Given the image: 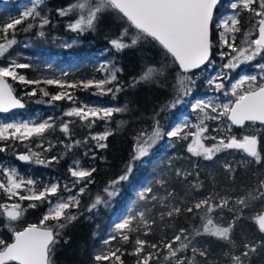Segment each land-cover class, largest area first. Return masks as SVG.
Wrapping results in <instances>:
<instances>
[{"label": "snow or ice", "instance_id": "6c2138e0", "mask_svg": "<svg viewBox=\"0 0 264 264\" xmlns=\"http://www.w3.org/2000/svg\"><path fill=\"white\" fill-rule=\"evenodd\" d=\"M220 0H76L66 8L58 10L61 17L68 16L71 13H78V18L68 25L70 31L83 33L85 31L95 30L97 22L105 13H113L117 18L126 22L128 27L120 33L115 39H111L109 44L116 51H123L127 48L136 47L141 42H155L163 51L166 57H170L174 65H178L177 73V95L173 100L162 108H175L176 105L183 102V97L191 94V87L195 81L188 73L193 69H200L202 65L211 64V49L213 44L210 40V26L213 23V10ZM43 0H32L31 7H26L19 16L10 17L5 23H0V58L4 57L10 49L16 45L15 33L17 26L27 20L39 21L38 27L43 28L50 23L46 15H42L41 6ZM233 14L222 19L217 28H222L220 33V47L228 48L230 51H221L219 53L221 60L227 58V63L222 65L221 72L211 79L208 83L215 91L220 92L224 86L216 81L222 80L227 73L224 69L235 70L240 64L255 60L257 57L264 58V0H236V3L230 5ZM247 11L254 19L252 29L258 32L256 38H252L254 32L249 30L243 32L240 44H236L237 33H241L239 15L240 12ZM34 27L33 23H28L22 30L27 32ZM135 30L134 32L131 30ZM11 33V36H9ZM43 36L41 31L38 33ZM229 34L231 36L229 37ZM67 47V45H66ZM234 54V55H233ZM31 65L19 63L16 59H11L6 66H0V112H8L11 109L23 108L24 104L13 94V88L8 83V78L17 81L26 86H34L27 92L28 96H35L37 91L43 97H48V101L38 100L37 103H54L61 100H68L74 103V96L67 89L89 88L96 89L93 94L106 95L122 91V87H107L116 81V72L119 69L109 67L108 63L100 65L98 71L107 72L108 75L102 80H87L77 83H66L56 78L27 79L18 72V69H27ZM261 75L259 82L257 76L242 77L236 84L232 85L231 95L235 97L234 101L228 103H217L215 98L208 97L206 100H199L193 105V112H198V123L193 125L195 132H185L189 127L187 121L178 124L171 131L164 132L157 122L151 134L141 132L137 137L135 155L128 164L127 170L116 180L111 181L105 189L108 200H103L97 196L94 202L88 207L87 211H93L98 205L108 203L119 195L120 189L117 187L121 182L127 181L133 171L134 162L141 160L150 154L151 148L164 135H167L171 141L187 140L192 137L191 143L187 145V151L192 156L202 157L206 161H212L217 153L229 149L241 150L247 160L241 161V166L252 164L264 165V155L260 150V139L256 134L245 132L239 138L232 134V126L239 129H245L249 126L254 128L259 124L264 126V64L258 65ZM158 73L154 68H147L139 78L133 82H150ZM245 83L249 88L242 92L237 91ZM41 85H54L60 89L56 94H52ZM228 93L225 92V95ZM127 111V106L123 108L112 107H89L80 105L72 107L64 112V116L78 118L88 127H92L96 120L102 119L107 124L114 113ZM215 113L216 115H210ZM226 117L231 122L223 131L226 136H209L207 120H219ZM69 123L64 122L60 130L66 135H71ZM54 128L52 118L36 123L32 120L27 122H14L0 124V142L6 146L0 147V152L7 151L8 141H19L24 143L30 141L33 137L42 138L44 133ZM256 133L261 132V128H254ZM113 134L111 129H106L102 134L93 135L92 140L96 141V148L104 149L107 147L106 141ZM214 140L212 146H207L204 141ZM87 141H76L75 144H65V148L71 151L73 147L79 146ZM37 148H42L47 153L55 147L49 143L44 147L42 143H36ZM61 157L53 156L51 160L42 156V153L34 151L31 147L24 154H17L16 159L25 163H35L48 166L53 162H59ZM225 171L231 176L235 168L231 164L224 165ZM95 169L87 170L80 167L79 161L74 162V166L69 168L73 181V186L84 183L75 195L64 198L59 195L60 187L56 183L44 184L38 187V182L31 178L20 176L15 166H7L0 162V173L4 180H0V190L7 194L11 200L30 201L27 208H37L42 204H47V210L43 214L40 225H29L22 231H13V242L7 243L0 239V264H51V254L61 231L68 224L78 218L77 214L71 209L79 208V197L84 194L88 179ZM177 178L187 179L191 173L177 169L175 172ZM255 186L247 189L243 195L231 200L227 197H221L219 193H212L199 200L193 199L190 207L184 206V201L176 204L174 193L167 191L165 198H159L157 195L149 194L153 192L151 186L143 188L138 193V201L144 202L141 209H129L120 222L115 223L113 228L114 235L104 240V245H110L118 240L121 244L134 243V247L129 255L136 257L135 264H217V261L210 259L209 250L198 246L200 242L197 237L207 236L222 241L231 248L224 252L228 264H250L251 257L257 253L259 245L255 241L245 240L241 245L239 252L235 251L237 245L233 241V233L237 222L243 217L244 210L249 208L254 201L264 203V172H258ZM6 181V182H5ZM161 187H164L166 181L157 179L155 181ZM201 184L191 185L192 189H199ZM64 190L71 192L72 189L67 184ZM26 193V194H25ZM55 197L53 200L52 198ZM172 198L165 204L164 200ZM151 201H157L166 211L160 212L159 220L163 222L161 227L170 226L171 219L182 213H190L193 216H199L201 221L199 226H192L188 229H180L171 239H161L160 242H149L140 238V235L148 236L151 234L153 225L156 224L155 216L150 215L152 209L148 206ZM4 209V214L9 221L17 220L27 208L22 207L20 202H13L8 205H0ZM224 210L231 213V217L226 223L219 221V214ZM217 214V219H214ZM257 225L258 231L264 234V212L251 217ZM52 221L51 225L47 222ZM140 234V235H137ZM264 244V240L261 241ZM150 249V250H148ZM161 249L165 254L162 255ZM191 252L192 255H178ZM124 250L121 247L99 251L94 257L96 264L101 262H110V264H124L121 257ZM162 256V260L160 259ZM197 257L200 259L198 260Z\"/></svg>", "mask_w": 264, "mask_h": 264}, {"label": "trees", "instance_id": "16d2710c", "mask_svg": "<svg viewBox=\"0 0 264 264\" xmlns=\"http://www.w3.org/2000/svg\"><path fill=\"white\" fill-rule=\"evenodd\" d=\"M236 0H220L219 5L214 11L215 16L219 14L224 5H227ZM76 0H45L41 6L42 15H46L50 20L48 25L42 29L37 25L39 21L27 20L23 24L17 26L15 33L16 45L9 51L10 55L20 53L26 58L21 59L22 63L31 65L30 68L22 69L21 72L25 74L27 79L40 78H54L57 71L65 73L70 81L75 82L87 73L85 67L86 56L89 52L106 51L115 61L119 71H117V79L110 84L109 87H122V91L116 92L115 96L108 93L102 97L103 101L108 102L113 108H123L127 106V111L114 113L112 118L106 124L104 120L96 121L92 127H88L87 123L82 124L79 121H71L69 129L71 135H66L60 130V126L64 123V119L54 120V128L46 131L42 138L33 137L30 141L24 143H16L8 141L7 151L0 152V162L11 160L13 161L19 172L29 173L35 178L44 179L45 176L54 175L59 180H69L71 175L68 172L69 163L71 160L80 158L84 165L88 164V168L95 169L92 172L91 183H87L85 192L80 196L79 208L71 209L76 213L78 218L67 225L58 237V242L55 244L51 254V264H96L93 257L101 250L109 248L121 247L124 250V255L121 257L124 264H135L136 257L129 255L134 247L133 242L124 245L113 241L110 245H104L103 241L114 235L113 230L109 228L110 216L104 212L96 213L95 211H87L88 207L93 203L97 196L103 197L105 189L111 181L116 180L119 176L124 174L127 170L128 164L132 161L135 155L137 144V137L141 132L151 134L157 122L159 127L166 133L168 125L171 120L175 119L177 115L185 113L189 110V105L192 99L200 94L208 91L204 85V77L198 76V72L188 73L195 81L194 85H189L192 89L191 94L183 97V102L176 105L175 108H165L173 98L177 95V73L179 68L174 65L170 57H166L164 51L155 44V42L147 43L141 42L136 47L127 48L123 51H116L109 44L111 39H115L120 35L124 28L128 27L126 22L117 18L113 13H105L97 22L95 30L85 31L80 34V40L83 42L78 49L83 54L81 57L70 61L65 57L59 58L56 51L53 50L51 44L53 37H67L73 38L75 33L70 31L68 25L78 18V13L74 12L68 16L61 17L58 15V10L66 8ZM254 19L247 11L240 12L239 20L241 33H237L236 44H240L243 32L253 31L252 38H256V32L252 29ZM7 22L3 19V12H0V23ZM33 23L34 27L30 31H23L22 29L28 24ZM43 32L40 36L38 33ZM131 31H135L134 29ZM11 36V33H9ZM210 40L213 44L211 49V59L215 58L216 46L218 45L217 34L211 29ZM29 41L32 50L19 49V44ZM89 46V50L85 48ZM224 51H227L226 48ZM229 52V51H228ZM234 55V54H233ZM221 60L225 64L227 61ZM264 64V58L257 57L252 62L246 63L247 66L252 64ZM154 68L158 73L150 82H141L133 86L135 80H139L142 73L147 68ZM232 72L229 77L235 76ZM79 78H78V77ZM81 77V78H83ZM13 88V92L17 97L21 93L19 85L13 81L8 80ZM224 90L226 89V82L223 83ZM40 87H43L42 85ZM46 90L52 94H56L55 88L48 85ZM32 89L31 86L25 88V93ZM221 93V91L219 92ZM85 93H77L78 96L85 97ZM87 94V93H86ZM25 105L24 112L33 114L38 111H45L47 109H58L56 115L61 114L65 109L62 102L54 103H37L38 100L48 101V97H43L37 91L35 96L25 95L20 98ZM32 105H34L32 107ZM46 116L49 112L45 113ZM252 127V126H249ZM254 127L261 128L263 132L259 133L260 150L264 155V126L255 125ZM111 129L113 134L104 142L107 147L98 149L92 144H83L73 147L71 151L65 148V144H75L76 141L87 139L88 135L93 132H101L102 130ZM234 134L239 138L243 133L242 129H233ZM167 141L164 135L151 148L150 154L143 157L141 160L134 162L133 171L127 181L121 182L120 186L125 190L124 199L116 206L115 220L125 217L129 213V209L134 206L141 209L144 202L138 201V193L143 188L151 186L153 192L149 194L157 195L159 198H165L167 191H172L175 196L173 201L180 204L184 201L185 207H190L193 199L199 200L212 193H219L221 197H227L234 200L241 196L244 192L255 186L257 180V173L264 172V165L252 164L241 166V161L247 160L245 154H239L236 150L221 151L216 154L212 161H206L202 157L192 156L187 151L185 142L174 143V146L163 152L160 147ZM40 142L44 147H48L49 143L55 145L51 151L44 153L42 148H36V143ZM6 146L5 143H0V147ZM84 147L85 155H81L80 148ZM31 147L34 151L42 153V156L51 160L53 156L61 157L59 162H53L48 166L39 165L35 163H23L16 160L17 154H24L28 152ZM91 151H88V150ZM231 164L235 168V172L231 176L225 171L224 165ZM177 169L191 173L187 179L177 178L175 172ZM164 179L166 181L164 187H161L155 181L157 179ZM201 184L199 189H192L191 185ZM84 186V183H81ZM172 198L164 200L165 204L169 203ZM7 202H20L22 207L27 208L30 202L17 201L16 199L9 200L8 197L0 190V205ZM152 212L150 215L155 216L156 224L153 225L151 234L140 238L148 240L149 242H160L161 239H171L180 229H188L192 226H199L201 221L199 216H193L190 213H182L171 219L170 226L163 224L159 220V213L166 211L157 201H151L148 205ZM48 205L42 204L37 208H27L23 212L19 223L15 226L8 224V219L3 213V208H0V239L11 243L13 240V231L24 229L27 225H39L43 214L47 210ZM263 203L260 201L252 202L249 208L244 210L243 217L237 222L233 233V241L237 245L235 251L242 250L240 245L245 240L255 241L259 247L257 253L251 257L250 264H264V234L258 231L256 224L251 217L262 212ZM99 216H98V215ZM231 213L224 210L219 214V221L224 223L231 217ZM214 219H217V214H214ZM53 222H47L51 225ZM9 225L11 229H9ZM200 242L198 246L205 247L209 250L210 259L217 261V264H228L224 252L230 250L231 246L222 241H217L215 238L201 236L197 237ZM150 250V249H148ZM162 255L165 254L161 249ZM191 256L189 251L184 254ZM162 260V256L160 258ZM199 260L200 258L197 257ZM101 264H110V262H101ZM155 264V262H153Z\"/></svg>", "mask_w": 264, "mask_h": 264}, {"label": "rangeland", "instance_id": "374dc122", "mask_svg": "<svg viewBox=\"0 0 264 264\" xmlns=\"http://www.w3.org/2000/svg\"><path fill=\"white\" fill-rule=\"evenodd\" d=\"M44 2H45V0H43V3ZM232 3H236V1L231 2L227 5H224L223 9H221L219 14H217L216 16H215V14H213V23L210 26V35H211V29H213L217 34L218 45L216 46L217 51H215L216 53L214 56L215 58H217V61L214 58H212L211 59L212 63L207 64L203 69L199 70V73H198V76L204 77V85L208 88V91H206V92L200 94L199 96H196L194 99H192L190 102V105H189V110L185 113L177 115V117L175 119L171 120L169 125H168V129L166 132L171 131L172 128H174L178 124H182L185 121H187L189 124V127L185 129V132H195L196 129H195V127H193V125L198 123V116L200 114L198 112H193L192 108H193V105L197 101L206 100L208 97H213V98H215V101L217 103H228L229 101H234V99H235V97L231 95L232 85L236 84L242 77L255 75V76H257V82H259V76L261 75V73L259 71L258 65H260V64L257 63V64H252L251 66H247L246 63H242L235 70L224 69V71L227 73V75L222 80L216 81L217 83H222V84L226 82V89L225 90L223 89L221 91V93L215 91V89L212 86H210L208 83L209 79L215 77L217 75V73L221 72V69H222L223 63L220 62L221 58H220L219 53L221 51H224L223 48L220 47V43H221L220 42V33L223 32V29L217 28V24H219L222 19L233 14V10L230 7V5ZM31 5H32V0H0V12H3V19L8 21L10 17L19 16L20 13L23 10H25L26 7H31ZM74 33H75V36L73 38H67V37H63V36L62 37L56 36V37L52 38V42H51V44L53 45L52 48L54 51H56V54L59 58L65 57V59H69L70 61H73V60L77 59V57L83 56V54L80 53L81 51L78 49L83 44V42L80 40V34L81 33L80 34H78V32H74ZM230 36H231V34H229V37ZM66 45H67V47H66ZM18 47H19V49H22V50L23 49L24 50L25 49H27V50L33 49L31 46V43L29 41L22 42L21 44H19ZM85 50L86 51L89 50V46H87L85 48ZM226 50L227 51H225V52L230 51L228 48H226ZM23 58H26V57L21 55L20 53L10 55V53L8 52L4 57L0 58V66H6L10 62L11 59H16L17 62L22 63L21 59H23ZM86 61H87V63H85V67L87 68V73L84 75H89V76H85V77L81 76L83 78H81V77L79 78L77 76L79 78L78 81L72 82L68 78H66L67 75L65 73H61V72L57 71L54 78L61 79V80L65 81L66 83H77V82L87 81V80H102L108 75V73L104 72V71H98L101 64L108 63L110 68L118 69V66H116V64L114 62L115 60L111 56H109L106 51L89 52L88 55L86 56ZM225 61H227V59ZM250 62H252V61H250ZM247 63H249V62H247ZM21 70L22 69H18V72L25 76V74L22 73ZM196 72H198V71H196ZM232 72L233 73L235 72L236 75L233 77H229V75H231ZM115 74L117 76V72ZM8 80L13 81V80H11V78H8ZM13 82H15L19 85V87L21 89V93L19 95V98H23L26 95V93L24 91H25V88L27 86L20 84L17 81H13ZM42 86L45 87L48 85H42ZM50 86L55 88L54 91H56V92L60 91V89L57 88L56 86H54V85H50ZM31 87H34V86H31ZM107 87H109V85ZM248 88H249V84L245 83L244 85L241 86V88L237 89V91L242 92L244 90H247ZM67 91L71 92L73 94L74 103L70 102L68 100L59 101V102H62V105L65 107V109L59 115H56V112H58V109H54V110L47 109L45 111H38L37 110L33 114L25 113L23 110L22 112L7 115V116L0 115V124H8V123H14V122H27L30 120H32L36 123H39V122L49 120V118H52V122L54 120H61V119H64V122H68V121H72V122L74 121L75 122V121H79V119L75 118V117L70 118V117L64 116V112L69 110L72 107H78L80 105H87L89 107H112L108 102L103 101L102 97L104 95H99V94L94 95L93 94L94 92H96V89H94V88H89L88 90H83L82 88L67 89ZM78 92L79 93H85L84 94L85 97H82L81 95L78 96L77 95ZM225 92H227L228 94L225 95ZM33 106L34 105H32V107ZM46 112H49V114L47 116L45 114ZM210 115H216V114L210 113ZM99 120H101V119H99ZM99 120H96V121H99ZM96 121H95V123H96ZM85 123H87V122H85ZM205 123L207 124L208 129H209L208 132L206 133V135H209V136H226L227 133L225 131H223V129H225L227 126L230 125V123L228 122L226 117H222L219 120H207V121H205ZM254 128H258V127H254ZM254 128L253 127H247L245 129H243V133L240 134V136H242L245 132H248L249 134H256L259 136V133H256ZM233 129L234 128H232V134H234ZM103 132H105V130H102L101 132H93L87 136L88 137L87 139H83L82 142L87 141L88 144H92L94 147H96L95 145L97 142L92 140L91 137L93 135L102 134ZM261 132H263L262 129H261ZM166 137H167V135H166ZM191 141H192L191 136H189V138L187 140H180V141H176L175 139L170 141L167 137V141L165 142V144L163 146L160 147V149L163 152H166L168 149H170L174 146L175 142L176 143L185 142L186 145H188L189 143H191ZM104 142L105 141H103V143ZM0 143H3V142H0ZM16 143H21V142L16 141ZM204 143L210 147L215 143V141L214 140H206V141H204ZM83 144H86V143H83ZM263 147H264V145H263ZM80 150H81L80 154L85 155V150H84L83 146H81ZM235 150L237 153H239L241 155L244 154L243 152H241L238 149H235ZM88 151H91V150L89 149ZM226 151H228V150H226ZM75 161H79L81 168L90 170L88 168V164L85 166L83 163V160L80 158L71 160L69 163V168L74 166ZM18 162H20V161H18ZM3 163L7 166H15L17 168L16 164L11 160L3 161ZM69 168H68V172H69ZM18 173L20 176H23L25 178H31V179L36 180L38 182V187L42 186L44 184H50V183L58 184L60 187L59 195L63 196L64 198H67L68 196L77 194L79 192V189L81 187H83V186H81V184H76L75 186H73V181L76 178H74L72 176H71V179H69V180H59L58 177H56L54 175L45 176L44 179H41V178H35L34 176H32L29 173V171L27 173H21L18 170ZM69 174H70V172H69ZM4 179L5 178L3 177V174L0 173V180H4ZM65 184H67L68 187L72 189L71 192L64 190ZM117 187L120 189L119 195H117L114 199H112L108 203L107 206L105 204H100L93 210L96 213L104 212L111 217L110 221H109V224H110L109 228L111 230H113L115 223L120 222L124 218V217H121L119 220H115V217L117 214L115 212L116 211L115 208L125 197V190L122 189L120 184L117 185ZM5 196L8 197L7 194H5ZM101 198L103 200H108L106 192H104V195ZM13 199H16V198H13ZM52 199L54 200L55 197H53ZM79 199H80V197H79ZM25 202H30V201L25 200ZM11 203L12 202H7L4 205H8ZM3 213H4V209H3ZM20 217L15 221H9L8 220V224L10 223V225L15 226L16 223H19L18 220L20 219ZM6 218H7V216H6ZM28 226L29 225H27L26 227H28ZM22 229H19L18 231H20Z\"/></svg>", "mask_w": 264, "mask_h": 264}, {"label": "water", "instance_id": "95a60500", "mask_svg": "<svg viewBox=\"0 0 264 264\" xmlns=\"http://www.w3.org/2000/svg\"><path fill=\"white\" fill-rule=\"evenodd\" d=\"M219 4V3H218ZM218 6V5H217ZM216 6V7H217ZM216 9V8H215ZM214 9V10H215ZM214 10H213V14H214ZM258 35V32H256V36ZM210 59H211V56H210ZM207 64H205V65H202L201 66V68L200 69H193V70H191V72L190 73H192V72H196V71H199V70H201V69H203L205 66H206ZM178 66V65H177ZM9 83V82H8ZM13 94H14V96H16L15 95V93L13 92ZM16 98H18V99H20L19 97H17L16 96ZM21 100V99H20ZM21 102L24 104V102L21 100ZM24 108H25V105H24V107L23 108H15V109H11V110H9L8 112H0V115H2V116H7V115H11V114H15V113H19V112H22L23 110H24ZM230 124H231V122L230 121H228ZM259 125V124H258ZM232 128H234V129H237V130H239V128H237L236 126H232ZM230 150H235V149H230ZM241 151V150H240ZM242 152V151H241ZM17 160V159H16ZM17 161H19V160H17ZM21 162V161H20ZM23 163H25V162H23ZM262 212H264V203H263V209H262ZM257 226V225H256ZM26 228V227H25ZM258 228V227H257ZM23 230V229H22ZM22 230H20V231H22ZM12 242H13V240H12ZM11 242V243H12Z\"/></svg>", "mask_w": 264, "mask_h": 264}]
</instances>
